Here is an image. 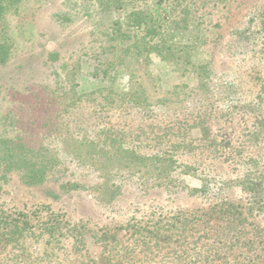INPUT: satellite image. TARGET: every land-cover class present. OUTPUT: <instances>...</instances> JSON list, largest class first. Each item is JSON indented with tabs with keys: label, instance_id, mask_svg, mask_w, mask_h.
<instances>
[{
	"label": "rangeland",
	"instance_id": "374dc122",
	"mask_svg": "<svg viewBox=\"0 0 264 264\" xmlns=\"http://www.w3.org/2000/svg\"><path fill=\"white\" fill-rule=\"evenodd\" d=\"M106 1L17 0L0 19L9 50L0 135L59 160L38 185L23 184L17 171L0 174V216L23 214L30 229L9 246L0 240V264H202L205 234L194 221L224 203L239 205L240 233L262 243L264 255V212L248 206L264 190V0H124L119 10ZM135 11L154 26L162 56L143 43L128 49L131 41L114 33ZM130 81L148 106L121 108ZM103 127L120 135L113 159L99 155L93 165L91 148L73 139L96 133L101 145ZM117 148L158 157L121 160ZM159 168L168 173L162 183ZM241 173L256 178L253 192L233 182ZM67 181L86 188L64 190ZM101 182L98 192L88 188ZM53 216L61 226L43 231ZM147 223L172 248L139 254L131 233ZM220 244L208 264H264L247 258L243 240L233 262Z\"/></svg>",
	"mask_w": 264,
	"mask_h": 264
},
{
	"label": "trees",
	"instance_id": "16d2710c",
	"mask_svg": "<svg viewBox=\"0 0 264 264\" xmlns=\"http://www.w3.org/2000/svg\"><path fill=\"white\" fill-rule=\"evenodd\" d=\"M14 1L17 0H0V19L3 17L7 8L11 4H14ZM123 2L124 0H107L104 4H106L108 8L119 10L120 8H122ZM127 24L128 25L124 28L126 30H123L122 25L119 24L118 30L114 33H116L121 40L129 39V41H131L130 45L127 46L128 49H138L139 45L143 43L147 51L156 52L159 56H162L164 47L163 45H161V43H152V40H154L153 37H155V30L153 29L154 26H150L146 22L143 12L135 11L131 13L130 16L128 15ZM147 38H149V40H146ZM8 54V47L4 43H0V64H4L7 61ZM97 76H100V74H98ZM101 76L107 77V71H104ZM138 84L139 83L136 82H133L132 84L130 81L129 91L122 95V100L120 102H122L123 105L121 108L125 109L131 106L134 109L135 107L140 108L148 106V101L144 96V91L142 90L141 85ZM128 104L130 106H127ZM101 130L107 131V136L106 138H104L107 142L101 143V145L97 144L96 142V133L86 139L80 138L76 133L75 139H73L74 142L80 143V145L86 143L91 148V161L93 165L96 164L97 160H99L101 156L104 157V161H111L114 157V155L109 156L107 154L111 152V144H113L114 140L117 139L119 133H117L118 131L117 129H114V127H110L108 129L103 127ZM129 130L130 129H128V131ZM203 130L207 131L206 126H204ZM110 137H113V139L109 140L108 138ZM206 140H208L211 145L214 144L216 146V140L214 138ZM19 141V139L3 137L0 135L1 176L11 171H17L18 173H20L22 183L25 185L33 186L43 183L58 166V158L54 154H49L48 151L45 150V148H38V150L30 149L23 142L20 143ZM120 141H122V139L119 138L116 141V144ZM105 147H107V149H105ZM116 152V156H118L121 160L131 158L134 161L142 160L146 162L148 160L152 161L158 157H144L141 155H137L136 152H132V154L128 155L127 151H121L120 148H117ZM120 153L121 155H119ZM122 153L130 157L122 155ZM154 172L156 174L157 180H159V182L161 183V180L166 179L168 176V173L164 168H159V170H155ZM107 173L111 174V171H107ZM181 173L189 174V171L184 169ZM249 176L250 175L241 173L239 176L235 177L233 182L238 184V186H240L242 190L253 192L255 190V186L258 185V183L256 181V178H251ZM104 185L105 183L101 182L100 184L98 183L88 188H90L93 192H98L102 190ZM61 186L62 189L69 191L86 188L80 183L71 181H67ZM254 192L255 193H252L253 202H250V205H248L249 210L253 211L256 209L264 212V190H262L260 193H256V191ZM242 215L243 213L240 210L239 205L224 203L220 206H216L208 211H205V213H201V215L196 218V220L194 221V225H196L195 229L201 230L200 227L202 226L203 233L205 234L197 242L198 247L203 251V260H198V263L202 262V264H208L213 262L210 259V254L212 253L211 249L213 248V244L217 242H221L220 245L226 253L229 252L231 255H233V262L235 256L234 250L241 244L242 240L245 248L248 249V251L245 252L246 256L251 262L264 261L263 249L260 248V245H262V243L257 242L256 240L252 241V239H247L244 235L242 237L240 233L243 224V221L241 219ZM16 216L17 217H15L14 219L9 216H0V240L4 243L5 246H9L14 243V238H16L15 243L18 242V240L20 239L19 236L22 237L23 235H26L24 232H30V229H27V222L23 219L26 218V216L23 214H18ZM52 218L53 219H50V222L41 225L43 231H56V229L61 226L62 220H59L57 216H53ZM133 228L134 232L131 233V236H135L137 243L143 246L145 250L140 251L139 254L144 253V255H147L153 254L155 252L160 253L162 251L161 245L163 243L167 245L165 246V249L172 248L171 240H168V238L161 235L160 227L158 228L157 225H150L149 223H147L144 225V227L135 228L134 226ZM206 228H208V230ZM16 235L18 236L16 237ZM72 245L73 247L77 248L78 240L74 239ZM239 251H241V249H238V252ZM240 253V255H242V251Z\"/></svg>",
	"mask_w": 264,
	"mask_h": 264
}]
</instances>
